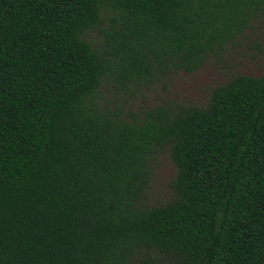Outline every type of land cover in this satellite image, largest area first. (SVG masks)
<instances>
[{"label":"trees","instance_id":"trees-1","mask_svg":"<svg viewBox=\"0 0 264 264\" xmlns=\"http://www.w3.org/2000/svg\"><path fill=\"white\" fill-rule=\"evenodd\" d=\"M261 28L264 0H0V264H264ZM208 66L200 105L116 98Z\"/></svg>","mask_w":264,"mask_h":264},{"label":"rangeland","instance_id":"rangeland-1","mask_svg":"<svg viewBox=\"0 0 264 264\" xmlns=\"http://www.w3.org/2000/svg\"><path fill=\"white\" fill-rule=\"evenodd\" d=\"M263 56L264 28H261V31L255 35L254 40L244 48L241 56L234 61L235 68L244 73H258ZM225 73L226 71L222 68L208 66L193 74L182 73L178 75L174 82L169 83L167 86L162 83L156 84L152 88L138 94L133 99V103L128 102V98L122 94H118L116 98L124 106L128 107L131 105L135 109L142 103L154 105L164 99H174L200 105L206 101L211 88L223 81ZM175 172V166L169 157L162 155L153 183L154 199L163 201L170 196L169 183L173 179Z\"/></svg>","mask_w":264,"mask_h":264}]
</instances>
